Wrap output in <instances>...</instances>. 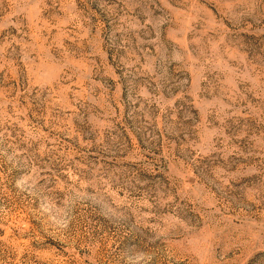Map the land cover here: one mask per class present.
Returning a JSON list of instances; mask_svg holds the SVG:
<instances>
[{
  "label": "rangeland",
  "instance_id": "374dc122",
  "mask_svg": "<svg viewBox=\"0 0 264 264\" xmlns=\"http://www.w3.org/2000/svg\"><path fill=\"white\" fill-rule=\"evenodd\" d=\"M0 264H264V0H0Z\"/></svg>",
  "mask_w": 264,
  "mask_h": 264
}]
</instances>
